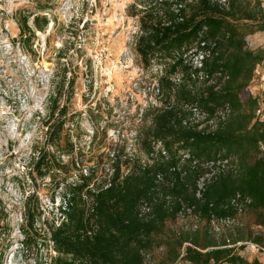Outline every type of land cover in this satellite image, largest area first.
Listing matches in <instances>:
<instances>
[{
    "label": "trees",
    "instance_id": "16d2710c",
    "mask_svg": "<svg viewBox=\"0 0 264 264\" xmlns=\"http://www.w3.org/2000/svg\"><path fill=\"white\" fill-rule=\"evenodd\" d=\"M136 2L129 8L139 29L134 52L143 70L157 66L160 71L153 88L159 104L147 108L137 134L140 155L129 156L125 147L119 146L108 154L111 158L96 160L88 175L85 170L79 183L68 184L70 173L79 167L76 158L66 164L52 162L48 153L35 146L29 175L50 178L56 184L54 192L63 185L64 206L56 209L57 222L47 223V233H42L35 226L41 216L37 197L29 194L23 205L22 245L26 250L37 248L48 234L55 253L48 264H145L161 245L165 250L157 264L179 260L189 264H261L257 259L248 262L235 252L233 246L239 240L214 242L209 229L164 232L166 221L174 222L188 209L207 226L212 217L234 218L232 202L240 204L245 199L250 203L242 215L252 212L258 225L264 226V123L256 116L258 99L242 98L263 55L245 47V34L239 28L242 20L253 23L255 13L241 0H227V9L210 0ZM29 18V14L15 18L17 45L25 53L31 49L28 42L35 31L42 32L47 26L45 16L32 15V27ZM201 41L215 46L212 56L196 68L183 56ZM200 73L214 81H200ZM193 108L205 114L207 121L226 108L227 113L215 128L200 127L189 123ZM54 112L51 105L43 124L42 145L47 142L62 155L72 156L69 139L60 146L65 122L61 118L49 122ZM58 113L62 116L63 108ZM156 151L157 159L143 165L142 160ZM185 154L188 159H183ZM218 160L227 161L226 169L205 181L197 197L198 182L209 173L206 165ZM105 165L109 174L89 188L98 173L101 179ZM246 238L256 247H264L261 236L249 232Z\"/></svg>",
    "mask_w": 264,
    "mask_h": 264
},
{
    "label": "rangeland",
    "instance_id": "374dc122",
    "mask_svg": "<svg viewBox=\"0 0 264 264\" xmlns=\"http://www.w3.org/2000/svg\"><path fill=\"white\" fill-rule=\"evenodd\" d=\"M248 1L260 16L256 27L261 30L245 37V47L261 52L263 61L256 66L242 98L258 99L256 116L264 123L263 9L257 6L258 0ZM133 4L137 5L136 0H0V264H48L55 255L48 234L37 248L26 250L22 245L23 205L29 194L37 197L41 216L35 226L42 233H47V223L57 222L56 209L64 206L63 185L54 192L56 184L50 178L29 175L35 146L48 153L52 162L66 164L76 158L79 167L70 173L68 184L79 183L84 170L88 175L96 160L111 158L108 154L119 146L129 156L140 155L137 134L147 108L159 104L153 88L160 71L157 66L143 70L134 52L139 29L129 9ZM28 14L31 27L32 15L45 16L47 26L42 32L35 31L28 42L31 49L25 53L17 45L15 18ZM51 105L55 112L49 122L58 118L65 122L60 146L69 139L72 156L62 155L47 142L42 145L43 124ZM62 108L64 114L58 117ZM108 167L101 179L100 173L91 179L89 188L102 181ZM185 222L202 232L210 230L205 221L192 216ZM181 225L180 220L166 221L164 232H182ZM249 232L264 239V226L247 211L233 227L209 235L216 243L239 240L233 246L238 255L264 264V247L248 242ZM164 250V245L155 248L145 264H157ZM175 264L189 263L179 260Z\"/></svg>",
    "mask_w": 264,
    "mask_h": 264
},
{
    "label": "built area",
    "instance_id": "2783aa9c",
    "mask_svg": "<svg viewBox=\"0 0 264 264\" xmlns=\"http://www.w3.org/2000/svg\"><path fill=\"white\" fill-rule=\"evenodd\" d=\"M212 4H216L220 8L227 9L228 7V2L227 0H210ZM263 8H264V0H263ZM215 43L214 42H205L201 41L195 49L188 51L187 53L184 54L183 59H185L186 62H189L190 65L196 68H201L203 65L204 60L210 58L213 54ZM219 76V74L217 75ZM200 81L207 80L209 83H212L214 80L212 77L207 76L204 73H200L198 76ZM175 81H178L177 79ZM227 113V108L224 111L218 112L215 117L209 121L206 119V115L203 113H200L196 108L192 109V115L189 119V123L191 124H201L200 127H202V124L205 125L207 124L211 128H215L217 125V122L222 121L225 119V115ZM159 147L156 148V150ZM165 153L162 152V155ZM189 156L185 154L183 156V159H188ZM157 159V151L151 153L146 160H142V164L145 165L147 163H151L154 160ZM207 169L209 170V173H207L203 178H201L198 182V190L199 192L197 193V197L200 196V192L203 191L205 181H208L210 178L215 176L217 173L224 171L227 167V161H211L208 162L206 165ZM85 173V170H84ZM239 196H237L236 199H238ZM250 203L249 199L243 200L240 204L234 200L232 204L236 208V217L234 218H211L209 227H210V232L214 235H219L222 230L224 229H229L233 227L234 224L237 222V218L240 217L246 206ZM192 216L193 218L198 219L196 216H194L191 212L190 209L186 211V213H181L178 215L176 218V221L180 220L182 225L180 226V230L182 232H191L194 230H197L198 228L195 225L191 224H186L185 218H188ZM199 220V219H198Z\"/></svg>",
    "mask_w": 264,
    "mask_h": 264
},
{
    "label": "crops",
    "instance_id": "0c3cea01",
    "mask_svg": "<svg viewBox=\"0 0 264 264\" xmlns=\"http://www.w3.org/2000/svg\"><path fill=\"white\" fill-rule=\"evenodd\" d=\"M257 1V0H255ZM259 2H257V6L258 7H261L263 9V14H261L262 16V21L264 22V8H263V2L262 0H258ZM242 2V5L243 6H246L249 10H251L252 12L255 13V16H256V19L255 21L252 23L251 21L250 22H247V21H240V25H239V28H240V31H242L244 34H245V37L255 33V31L258 30V27H256V25L259 23V18L260 16L257 15L256 13V10L254 9V7H252L253 5L250 4V2L248 0H241ZM259 10V8H258ZM249 23V24H247ZM247 24V25H245ZM244 25V26H243Z\"/></svg>",
    "mask_w": 264,
    "mask_h": 264
}]
</instances>
